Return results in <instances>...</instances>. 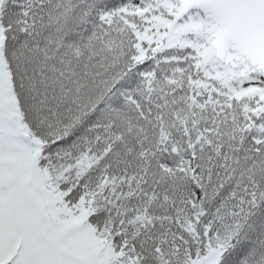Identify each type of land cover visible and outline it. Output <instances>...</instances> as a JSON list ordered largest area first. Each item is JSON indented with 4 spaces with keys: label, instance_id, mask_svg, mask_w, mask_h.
Listing matches in <instances>:
<instances>
[{
    "label": "snow or ice",
    "instance_id": "1",
    "mask_svg": "<svg viewBox=\"0 0 264 264\" xmlns=\"http://www.w3.org/2000/svg\"><path fill=\"white\" fill-rule=\"evenodd\" d=\"M0 264H264V0H0Z\"/></svg>",
    "mask_w": 264,
    "mask_h": 264
}]
</instances>
